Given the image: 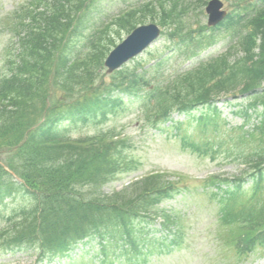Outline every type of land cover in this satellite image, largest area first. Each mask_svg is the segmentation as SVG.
Listing matches in <instances>:
<instances>
[{"label":"trees","instance_id":"trees-1","mask_svg":"<svg viewBox=\"0 0 264 264\" xmlns=\"http://www.w3.org/2000/svg\"><path fill=\"white\" fill-rule=\"evenodd\" d=\"M92 1L32 0L4 19L0 156H9L6 166L20 180L0 165V204L17 196L30 203L0 229V247L32 248L40 260L55 259L88 238L101 242L98 255L107 260L109 247L118 239H127L134 248L149 241L150 248L156 242L161 246L151 237V231H157L163 244L180 248L184 220L159 204L183 179L172 182L167 174H151L120 192L105 194V185L131 171L129 140L109 141L120 136L116 130L109 132L111 137L73 140L57 127L64 119H86L109 100L112 106L136 100L148 129L172 122L178 112L187 118L186 125L219 139L221 113L214 103L241 95L247 104L236 114L244 116V126L255 122L247 130L241 126L233 132L234 151L250 152L237 160L243 166L239 175L211 176L199 185L201 191L188 186L179 192L192 191L191 199L203 198L200 210L208 207L215 214L217 247L237 262L259 250L264 253V5L257 12L245 7L244 13H252L247 16L234 12L231 23L237 40L224 54L165 79L154 78L151 69L161 67L167 57L147 70L137 71L143 65L133 71L124 68L112 75L103 94H91L54 113L49 108L58 105V93L75 97L96 84L104 76V60L116 37L147 20L167 27L166 38L178 39L180 47L193 42V54L212 44L198 41L186 23L189 10L203 8L204 0H153L99 30L89 26ZM116 91L125 96L114 97ZM41 119L43 124L37 126ZM157 219L159 229L153 225Z\"/></svg>","mask_w":264,"mask_h":264},{"label":"rangeland","instance_id":"rangeland-1","mask_svg":"<svg viewBox=\"0 0 264 264\" xmlns=\"http://www.w3.org/2000/svg\"><path fill=\"white\" fill-rule=\"evenodd\" d=\"M28 1L30 0H0V69L3 58L2 51L6 40L1 31L3 18ZM141 1L144 0H96L91 10L94 14L91 22L92 24L94 23L93 29L102 24L104 25L110 17L117 15L126 7ZM222 1H225L228 13L234 11L238 4L235 3L234 5V0ZM242 5L244 7L247 6L244 1H242ZM192 13L187 18L186 23L193 25L192 30L196 31L194 33L199 38L214 36L215 44L212 47L203 50L199 57L190 59V53L185 52V50L172 55V51L178 50L177 43L170 42L165 37H162L139 60L150 61L149 59L152 60L154 57L164 53V56H169V58L163 65V69L165 70V75H171L177 71L189 68L193 63L201 59L206 60L209 56L225 52L230 44L236 42L229 35L231 27H223L211 31L208 28H204L206 27L207 17L200 10ZM152 64L151 62L149 66ZM108 78L106 77L95 85L87 87L83 91L85 93L88 92L87 94L77 95L71 97V99L60 97L59 109L69 102L85 100L91 94L96 95L99 88L102 89L104 85L108 84ZM239 103L244 104L242 97L228 96L223 97L216 104L221 113L220 123L222 128L220 129L219 137L225 140V145L222 141L220 143L219 139L199 132L192 124L186 125L187 118L184 115H174V120L183 123L182 126L166 123L160 130H147L148 128L144 127L143 118L139 115V107L135 103H123L122 108L108 111L105 118L99 116L97 120H93L92 123L87 125L82 122L78 124L67 123L64 127H69L70 133H68L72 138L93 135L98 131L113 128L130 138L131 147L128 152L132 167L131 172L124 174L116 182L107 185L104 188L105 193L110 194L113 190H121L125 185L130 184V181L153 171H166L186 177V180L180 182L176 188L188 184L191 188L198 186V189L201 190L199 188L200 182L210 175H236L239 169L242 168L237 160L242 155L250 154V152H247L239 155L237 150L234 151L235 137L233 132L237 131L235 129L241 127L244 122L242 116L234 114V112L242 109V107L238 108L236 106ZM223 123H225L224 126L222 125ZM171 126L172 128H170ZM182 136L186 139L190 137V141L195 142L196 146H189L191 142L186 145L185 141L181 139ZM218 143L220 144L218 145ZM8 159L9 156L7 154H2L0 156V165L6 167ZM170 180L178 181L174 177L170 178ZM202 200V197H197L193 201L189 197L182 200V197L176 193L171 194L169 201L163 203L161 207L180 212V216H184L186 221L184 236L187 240L188 250L169 254L167 252L170 249L165 248L162 252L153 253L147 257L146 261H141L137 264H264V254L258 253L251 258L248 257L240 263H236L235 258L230 255L231 253L227 254L221 250V247L217 248L214 245L216 227H211V223L215 221V216L212 214L209 217L206 212L194 213L195 207L200 205ZM29 203L30 201L22 196L8 198L1 203L0 228L4 227L10 218L20 212L22 207L28 206L27 204ZM205 210H207V207H205ZM153 236L158 238L160 234L155 233ZM78 253L79 250H76L73 256L75 257ZM91 258L90 254L86 259L69 264H98L91 261ZM118 260H121V258ZM119 263L123 264L122 261ZM0 264H36V257L29 251L5 254L0 256ZM60 264L65 263L62 262Z\"/></svg>","mask_w":264,"mask_h":264},{"label":"water","instance_id":"water-1","mask_svg":"<svg viewBox=\"0 0 264 264\" xmlns=\"http://www.w3.org/2000/svg\"><path fill=\"white\" fill-rule=\"evenodd\" d=\"M223 4L219 0L212 1L206 9L209 14V25H216L222 21L226 15L221 11ZM159 35V30L156 26L151 25L142 27L135 31L123 45L111 53L106 61V66L109 72L120 67L121 64L140 53L148 45L152 43Z\"/></svg>","mask_w":264,"mask_h":264}]
</instances>
